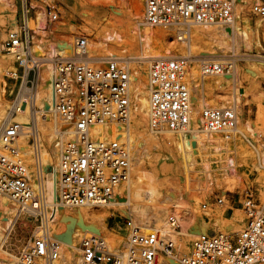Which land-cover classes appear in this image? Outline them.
I'll use <instances>...</instances> for the list:
<instances>
[{
	"label": "built area",
	"instance_id": "2783aa9c",
	"mask_svg": "<svg viewBox=\"0 0 264 264\" xmlns=\"http://www.w3.org/2000/svg\"><path fill=\"white\" fill-rule=\"evenodd\" d=\"M45 2L46 0H41ZM47 4V3H46ZM46 23L60 18L55 5L45 8ZM264 17V0L252 9ZM30 8L26 15L29 17ZM148 26L175 31L178 41L190 39L193 27L232 26L235 21L234 0H145ZM34 36L23 22L20 30L9 33L5 42L17 70L11 73L20 92L14 104L35 114L36 91L41 60L33 51ZM86 37H76L75 57L58 60L53 75L54 111L58 119L72 126V137L59 140L57 195L51 200L46 186L40 134L35 119L29 128L33 162H27L18 140L24 125L10 121L0 134V196L17 205L14 225L30 229V237L14 257L13 264H63L62 243L53 234L56 207L108 206L120 189L125 192L132 177L133 157L126 139L100 138L92 127L126 126L130 123L135 102L131 92V73L125 62L111 60L92 67L87 56ZM189 57H158L148 68L149 128L155 134L178 135L190 131L191 89L186 80ZM234 62V63H233ZM236 60L202 59V77L227 76L233 73ZM28 89L29 92L25 93ZM202 130L232 139L238 126V112L231 107L204 106L200 113ZM264 167V141L261 144ZM121 193V198H124ZM222 203V200H219ZM203 209L207 205L203 204ZM246 215L244 227L233 234L200 233L193 239L190 253L180 264H264V200L253 187L242 194ZM114 208V207H112ZM167 221L173 230L180 219L172 212ZM124 242L111 245L104 237L84 234L78 243L80 264H168L174 257L178 241L174 233L163 235L156 227L145 228L125 216Z\"/></svg>",
	"mask_w": 264,
	"mask_h": 264
},
{
	"label": "bare ground",
	"instance_id": "6f19581e",
	"mask_svg": "<svg viewBox=\"0 0 264 264\" xmlns=\"http://www.w3.org/2000/svg\"><path fill=\"white\" fill-rule=\"evenodd\" d=\"M24 1L26 2L27 0ZM49 1L52 0H46L45 3ZM234 1L235 21L232 26L220 25L214 28L215 25H212L204 26L205 29H201L202 27H200V29H197V27L192 28L190 31V39L184 41L188 53L187 56L190 59L186 68V80L191 89V105L197 106L194 107L195 112H193L191 117L190 131L184 134L174 135L167 132L155 134L143 121V118H149V96L143 88L145 86L143 77L148 62L145 61L146 59H155L158 57H175V55L171 54L174 48L172 42L166 45V54L159 48V42L167 38V36L168 38L172 37L171 31L173 30L157 29L148 26L145 22L144 11L137 7L131 13L130 24L128 26L123 24H112L109 28L106 27L102 29L96 26L95 38L93 40L87 38V56H85L84 59L86 58L88 61L95 60L96 62L93 63V65H101L102 59L118 61L119 58H124L125 55L123 54L126 53H128L126 56H133L134 45L131 43L133 40L137 43L135 45H137L140 51L145 55L140 64L129 67L132 79L131 92L135 102L130 123L126 126L97 124L92 127V134L96 137L126 139L130 145L133 157L131 172H133V165L135 166V170L128 183L127 190L125 191L127 192L126 201H123V198H121V192L124 190L121 188L120 192L116 193L112 203L108 206H83L73 210H66L63 206L56 207V216L52 227L54 236L62 243L61 256L63 264H80L78 243L80 238L84 235V232H86L85 234L93 233L98 235L95 232L103 230L107 233H111V230L107 228V218L111 214L110 209L112 207L116 210L126 212L129 217L133 218L134 221L142 227L149 228L154 226L158 228L163 235L174 233L178 245L174 257H165L164 260L168 264H180L179 259L187 255L192 248L193 239L200 233H209V230L215 227V233L224 232L230 234L244 227L245 217L239 210H231L229 204L225 202L211 209L205 215L201 213L195 214L199 230L198 233L192 232L190 227L187 228V226H185L187 223L186 216L184 217L185 222L180 220L185 223H183L184 225H180V227L182 226L181 229L173 230L167 222L168 213L171 211L169 204L172 203L173 206L178 204L183 198H187L188 203L193 208V212H198L197 204L199 198L190 197L189 199L190 194L187 185L185 188L183 187V190H178L180 196L169 188H161L155 179L153 181H148L144 177L145 174L140 170V165L152 157L149 149L150 147L157 148L159 145H166L172 147L174 150V157L183 167L184 174L187 175V173L195 167L194 164H198L203 167L207 179L211 182L213 180L211 172L213 171L214 165H217V169L224 172L222 183L229 189L235 188L234 186L237 185L241 171L235 156H233L234 150L231 140H226L216 133H205L201 128V110H199L201 107L210 105L207 99L211 97V92H214L216 95L222 92H228L229 88L232 87L233 105H235L236 109H239L242 114L243 107H238V104L242 103V99L239 95H244V93L239 90V88H242L240 80L241 69L239 66H234L235 69L233 73L227 76L202 77L199 70L200 61L202 60L200 58L211 56V59L221 60L223 59L222 56H241V50L246 48L251 53L244 54L249 56L247 59L250 60V70L259 68V66L255 64L256 60L264 62V56L262 55V53H264V18H259L253 24L250 23L247 18L242 16L239 9L240 7L237 5V1H239V5L243 6L245 0ZM0 2L8 6L9 10L13 12L16 11L15 0H0ZM63 2L68 9L71 8L68 1ZM27 7L26 5L24 9V23L33 33V51L42 61L38 88L36 91L35 114L31 119L27 109L24 110L5 98L4 92L7 80L5 79L4 73H7V76L11 75L12 72L14 73L17 70V67L14 64L2 67V62H9V57L12 58V56L9 53H1L0 134L3 127L8 122L17 121L22 123L25 127L18 143L22 152L27 156V162L32 165L33 151L28 130L30 124H32V120L35 119L40 134L47 191L49 198L55 201L58 181L57 172L59 169V140L70 139L72 137V126L59 121L55 114L53 105V75L55 72V64L58 60L72 59L75 57V43L73 44L71 40L70 34L72 31L70 29H67L64 36L65 38L57 39L54 37L55 34L53 29L46 31V27L43 25L46 15L43 11H37L36 18L32 19L26 15L29 9V7ZM35 9L37 10V8ZM5 12L8 13L6 10ZM9 17L11 18V25L14 27V30H17L18 20L16 14H11ZM68 18H70V16ZM33 25H36L35 29ZM161 32H167L168 35L165 36L163 34V36H161ZM205 40L215 43L213 47H211L215 49L214 53L207 54L201 49V44L207 46V43H204ZM113 44L116 45L114 49L111 47ZM254 51L258 52V55L254 54ZM229 52H231L232 55H229ZM141 54L142 53H140V55ZM207 58L209 57H204L203 59ZM21 92H23V89ZM28 92L29 90L26 89L25 93ZM220 107L227 106L223 104L220 105ZM259 115H261V112L257 117ZM250 129H252L251 122L242 120L238 117V126L232 140L237 139V133L245 136V131ZM253 146V155L260 159L259 163L255 165V169L259 172L256 181L259 184L261 193L264 195V173L262 171L264 167L261 161L262 156H260L262 154L260 151H257L255 145ZM258 153H260V155ZM172 159L173 157L168 156L158 158L160 164H165L167 160L170 161ZM198 188L204 189V187L200 186ZM118 206L120 208H118ZM96 208H100L101 213L97 212ZM183 211L187 215L190 213L188 209H183ZM16 217V203L7 196H0V264H13L14 262V255L11 252L5 251L4 245L14 230ZM113 234L115 238L113 244L116 246L121 245L125 240L124 228L118 226L116 232ZM2 253L7 256H2Z\"/></svg>",
	"mask_w": 264,
	"mask_h": 264
},
{
	"label": "rangeland",
	"instance_id": "374dc122",
	"mask_svg": "<svg viewBox=\"0 0 264 264\" xmlns=\"http://www.w3.org/2000/svg\"><path fill=\"white\" fill-rule=\"evenodd\" d=\"M63 1H68L71 8L68 9ZM260 1L263 0H245L243 6L239 5L240 2L237 1V5L238 7H240L239 9L242 16H244V18H247L252 24L256 22L259 18H264L255 15L252 11L253 6ZM48 3L56 6V8L59 10L60 18L56 23L52 25L46 23V19H45L43 25L46 27V31L49 29H53L55 34L54 37H56L57 39H63L65 38L64 36L66 34L67 29H70L72 31V33L70 34L71 40L74 44L76 37H80V36L93 40L96 36V28H95L96 26H99V29L106 27L109 28V26L112 24L113 25L123 24L125 26H128L130 24L131 13L135 8L138 7L141 8L142 11H144L145 0L144 1L142 0H52L49 1ZM47 4L41 0H27L26 2L24 0H15L16 11L13 12L8 9V6L0 2V54L1 53L8 54L5 47V42L8 39L9 33L14 31V27L11 25V18L9 17V15L16 14L18 20V28L16 29L20 30L24 22V9L26 5L30 8L29 17L35 19L37 16L36 13L37 11L42 10L43 13L46 15L45 8ZM38 5L41 7H39ZM42 6H44L45 8ZM35 8H37V10ZM5 10L8 11V13H6ZM69 16L70 18H68ZM218 26L219 25H215L214 28ZM33 28L35 29L36 25H33ZM198 28L200 29V27H197V29ZM201 29H205V27H202ZM171 33H172V37L168 38L167 36V38L159 42L160 43L159 48L162 50L163 53L166 54L167 53V51L165 50L167 47L166 45H168L169 42H172L174 48L172 49L171 54L175 56H186L188 54L186 49V44L183 41H178L174 30L171 31ZM163 34L165 36L168 35L167 32L160 33L161 36H163ZM205 42L207 43V46L201 44L202 46L201 49L207 54L214 53L215 49L211 47H213L215 43H211V41L208 40H205L204 43ZM131 43L134 45V55L126 56L128 55V53H126L123 54L125 55L124 58L118 59V61L125 62L129 67H133L136 64H140L144 58L143 56H145L143 52L140 51V48L137 45H135L137 43L134 40L131 41ZM263 44H264V37H263ZM111 47H113L114 49L116 48V45L113 44L111 45ZM241 52H242V54L240 53L241 56L239 55L222 56L223 59H221V60H225L234 57V59L236 60L235 66L237 65L241 69L240 80H241L242 88H239V90L242 93H244V95L243 96L239 95V97H241L242 99V103L238 104V107L240 108L243 107L242 108L243 112L241 114L239 109H237V112L239 111L238 117H240L242 120L250 121L252 126V129L245 131V136L237 133L238 137L236 140L229 139L231 140L232 148L234 150L233 156H235V159L238 162L241 171L240 178L236 185L238 187L234 186L235 188L229 189L227 186H225L222 183V180L224 179V174H223L224 172L219 171L217 169V165H214L213 171L211 172L213 178L211 182L209 181V179H207V175L203 167L198 164H194L195 167L190 170L192 172L189 171L187 175L184 174L183 167L181 166L180 162L176 160V158L174 157L175 156L174 150L172 149V147L166 145H159V147L157 148L150 147L149 149L152 157L144 161L140 165V170L143 174H145L144 177L148 181H153L155 179L159 187L164 189L169 188L173 190L175 193H177L179 196L180 194L178 190L179 189L183 190L187 185L190 194L189 199L190 197L199 198V202L197 204L198 212H193V208L188 203L187 198L186 199L183 198L176 205L172 206V203L169 204L171 211L177 215L178 219L185 222L184 217L186 216L187 223L185 224L184 222L180 221L179 222L180 225L185 224L187 228L190 227L191 231L195 233H198L199 231L195 214L201 213L205 215L211 209H214L218 205L225 202L229 204L231 210H239L240 213L246 219V215L242 207V194L245 191V189L249 187H253L257 191L258 198L261 199L262 201L264 200V195L261 193L259 189V184L256 181L259 172L257 169H255V165L259 163L260 159H258V157H255L252 153L254 150L253 145L257 147V151L259 152L261 144L264 141V62L256 60L255 64L259 66V68L250 70V65H249L250 60L247 59L249 56L244 54H251V53L246 48L242 49ZM140 53L142 54L140 55ZM253 53L258 55V52L256 51H254ZM229 55H232V53L229 52ZM262 55L264 56V53H262ZM204 57H209L207 59H211L210 58L211 56H204ZM204 57L200 59H203ZM9 58H10L9 62L7 63L2 62L3 64L2 67H7L9 64L15 65L14 59L11 57ZM1 61L2 58L0 57V62ZM84 61L88 62L92 67L94 66L100 67L106 64V62H108V59H102L101 60L102 62L100 61L101 65H93V63L96 62L95 60L88 61L85 58ZM151 61L152 59H146L145 62H147V67L145 68V74L143 77V82L145 83V86L143 88L147 92L148 96H149L148 68ZM6 74L7 73H4L5 79L7 80L4 96L6 99L11 101V103L12 102L14 103V101H16L17 99V95L20 93V80L16 83V81L12 79L11 75L7 76ZM0 88H1V82H0ZM214 95H215L214 92H211V97L207 99V102H209L210 105L207 106L220 107V105L225 104L227 107H231L234 104L232 87L229 88L228 92H222L216 94L215 96ZM194 107L197 106L192 105L193 112H195ZM202 108L203 107H201L199 110L202 111ZM260 112L261 115L257 117V115ZM143 121L146 123V125L149 126L148 118H143ZM258 154L260 155V153ZM167 156L173 157V159L170 161L167 160L165 164L164 163L160 164L158 158L167 157ZM261 161H262V157H261ZM134 170H135V166L133 165V172ZM262 171L264 173V168H262ZM198 184L200 187H204V189H199ZM122 196L124 197L123 201L124 200L126 201L127 192H123ZM219 200H222V203H219ZM203 204L207 205L206 210L203 209L202 207ZM64 208L66 210L75 209V208H67V207ZM118 208L120 207L118 206ZM183 209H188L190 213L187 215L183 211ZM96 210L97 212L101 213L100 208H96ZM110 211L111 214L107 218V228L111 230V233H107L103 230L102 231L99 230L98 232L95 233H97L100 236H103L111 245L116 246L115 244H113L115 241L113 233L116 232L118 226L124 228V221H125V216H127V213L124 211L122 212V210H116L114 208H111ZM171 211H169L168 215L172 213ZM181 227L178 228L177 230H180ZM214 229L215 227L210 229L208 234H214L215 233ZM30 233H31L30 229L26 230L23 227L16 225L8 241L4 245V250L11 252L15 257V255L18 253V251L22 248V246L30 237ZM85 233L86 232H84L83 234ZM124 236H126V233L124 234ZM190 251L191 250H189L188 253H190ZM2 256H7V255L2 253ZM14 257H13V261H14Z\"/></svg>",
	"mask_w": 264,
	"mask_h": 264
}]
</instances>
